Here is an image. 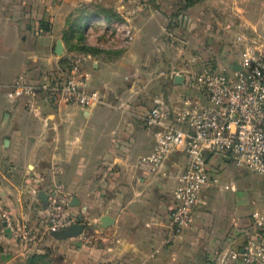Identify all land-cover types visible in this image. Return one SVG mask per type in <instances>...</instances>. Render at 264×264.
<instances>
[{"label": "crops", "instance_id": "crops-1", "mask_svg": "<svg viewBox=\"0 0 264 264\" xmlns=\"http://www.w3.org/2000/svg\"><path fill=\"white\" fill-rule=\"evenodd\" d=\"M88 3L116 13L133 30L135 40L119 53L120 47L95 44L105 53L92 54L86 70L105 105L58 107L40 96L33 99L39 105L31 111L18 104L22 99L10 109H0L3 145L8 139L10 149L17 150L30 139L40 153L31 191L0 203V210L12 213L11 223L1 220L7 237L2 263L20 264L33 254L48 252L61 264H242L223 263L221 253L243 247L251 224L245 215L252 214L244 213L225 188L216 185L204 191L191 228L171 227L176 177L187 158L173 153L166 163L167 176L153 174L150 165L141 163L155 145L154 131L143 118L156 98L174 103L186 95L188 72L200 69L201 61L216 69L237 68L236 61L231 65L214 61V55L195 58L193 53L210 52L214 41L230 35L264 37V0H0V84L20 74L38 82L55 76L48 73L64 72L69 21L88 17L78 13ZM177 34L183 35L177 39L179 46L165 41ZM60 41L62 54L57 53ZM176 49L187 55L178 73L188 71L184 83L177 85L178 74L172 76L179 95L171 100L162 92L151 101L146 92L149 70L158 64L153 52ZM224 165L220 155L209 159L213 176L219 177ZM60 185L71 203L78 202L71 211L74 223L85 224L79 236L58 239L47 227L48 204L40 194ZM103 216L113 219L108 227L102 226ZM23 223L30 226L31 238L19 243L10 230Z\"/></svg>", "mask_w": 264, "mask_h": 264}, {"label": "built area", "instance_id": "built-area-1", "mask_svg": "<svg viewBox=\"0 0 264 264\" xmlns=\"http://www.w3.org/2000/svg\"><path fill=\"white\" fill-rule=\"evenodd\" d=\"M131 34L127 28V35ZM235 42L242 48L237 68L216 69L208 61H201V68L187 78L186 95H179L174 103H168L163 96L156 98L144 118L146 126L154 131L155 145L141 163L150 165L153 174L165 177L171 154L181 152L187 158L185 168L176 177L175 205L170 215V225L177 231L192 227L195 211L203 204L204 191L220 183V178L211 174V156L220 155L227 165L233 163L264 177V39L239 34ZM70 55L69 69L58 76L29 82L20 74L11 83L0 84V91L12 102L42 96L58 107H98L103 98L92 87L91 74L85 67L91 55L83 51ZM47 204L50 231L74 224L71 197L62 185L48 193ZM1 215L11 223L9 209L2 208ZM11 230L22 241L31 238L27 223L13 225ZM221 260L264 264L262 212L251 215L243 247L227 248Z\"/></svg>", "mask_w": 264, "mask_h": 264}, {"label": "rangeland", "instance_id": "rangeland-1", "mask_svg": "<svg viewBox=\"0 0 264 264\" xmlns=\"http://www.w3.org/2000/svg\"><path fill=\"white\" fill-rule=\"evenodd\" d=\"M80 9L91 17L85 21H70V29L65 37V41L70 47V51L64 59L65 71H67L71 65L72 57L70 54L72 52L81 51V48L83 47H89L94 50L90 55L95 53H105V51H99V49L95 47L96 43L120 47V51H118L119 53L123 48H128L134 43L135 36L133 30L131 37L127 35V28L131 29L130 26L122 23L123 20L119 16L111 21H107L106 17L110 13L103 8L102 5L88 3L81 6ZM78 23L82 24V28H78ZM258 36L259 38L264 39L261 35ZM171 37L172 36L167 40L165 39V41L171 46L177 47L181 43L177 39H182L183 35L177 34L174 39ZM235 40L236 38L234 35H230L222 40H216L214 41L212 45L213 49H211L210 52L195 51L193 53L194 57L196 58V56L201 55H214L216 59L214 61H221L232 65L235 61L237 62L241 58L242 48L239 45L235 46ZM186 50L188 52V49ZM118 53L116 52V54ZM153 53L154 61L158 64L156 68L154 67L149 70V81L147 84L149 89L146 91L148 97L152 101L156 96L161 95L162 92H166L168 96H171V100H175L176 95H179V93H177L173 87L172 76L175 77L177 73L184 69L183 66H185L187 55L181 53L179 49L170 50L166 53ZM106 54L108 55V52ZM91 59L92 58L87 62L85 66L86 68ZM198 62L200 63V61ZM198 70L199 68L192 72ZM185 72L188 71H183L182 73L185 74ZM48 74L58 76L60 72ZM188 74L191 75V72H188ZM140 87L144 88L143 81L140 82ZM38 98H40V96ZM12 103L13 102L8 100L4 93L0 91V109L5 107L10 109ZM18 104H21L22 107L27 108L30 111L39 105V103L34 102L31 98H23ZM105 104L106 101L103 98L101 105ZM6 119L7 113L4 115L3 121L5 122ZM29 141L30 139H27L22 148L12 150L10 149L9 143L3 145V141L0 140V203L4 202V198L6 197L15 199L18 194L23 196L33 188L34 180L32 179V173L36 171L35 165L38 163L40 153L37 154L38 150L33 148L32 146L34 145ZM224 166L226 167H224L219 174L220 183L217 185L219 190L220 187L225 188L226 190L224 191H226V194L233 196V200L239 202V206L244 213L253 214L256 211H260L264 214V177L247 168H238L233 163ZM226 186L228 188H226ZM2 205H0V207ZM0 216V264H4L1 260L2 255L5 252V238L7 237L1 223V220H3L1 210ZM245 216V219L251 220V215ZM10 231L11 236L21 243L22 241L14 235L13 231ZM20 264H30V261L26 259L24 262H20ZM34 264H61V262L58 257L53 256L51 259L37 260Z\"/></svg>", "mask_w": 264, "mask_h": 264}, {"label": "water", "instance_id": "water-1", "mask_svg": "<svg viewBox=\"0 0 264 264\" xmlns=\"http://www.w3.org/2000/svg\"><path fill=\"white\" fill-rule=\"evenodd\" d=\"M63 52V46L61 41L58 43L57 45V53L58 54H62ZM185 81V76L184 75H178L175 78V83L177 85H182ZM9 140L6 139L5 140V144H8ZM40 197L42 199V201H44L45 203L48 202V194L47 193H41ZM76 200V199H75ZM78 202L74 201L72 202V205H77ZM84 220V217L83 219ZM113 222V219H111L108 216H103L101 218V223L103 227H108L109 225H111V223ZM85 230V224L82 222L80 223H74L71 227H69L68 229H62V230H57V231H52V234L58 238V239H65L68 237H74V236H79L81 235Z\"/></svg>", "mask_w": 264, "mask_h": 264}, {"label": "trees", "instance_id": "trees-1", "mask_svg": "<svg viewBox=\"0 0 264 264\" xmlns=\"http://www.w3.org/2000/svg\"><path fill=\"white\" fill-rule=\"evenodd\" d=\"M78 13H80V14H82V16H83V14H84V11H81V10H79L78 11ZM88 17H85V19H83V20H78V21H85V20H87V19H90V15H87ZM118 15L116 14V13H112V14H109V15H107V17H106V20L107 21H111V20H113L115 17H117ZM70 21H73V20H70ZM69 21V22H70ZM78 28H82V24H79L78 23ZM81 51H83V52H86V53H88V54H90V53H93V49L92 48H89V47H83V48H81ZM51 255L47 252V253H43V254H33V255H31L29 258H28V261H30V264H34V262H36L37 260H41V259H51V257H50Z\"/></svg>", "mask_w": 264, "mask_h": 264}]
</instances>
